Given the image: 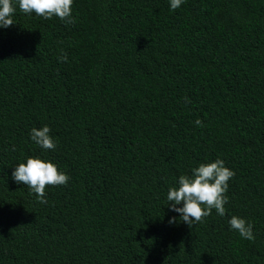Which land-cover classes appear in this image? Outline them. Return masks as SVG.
<instances>
[{
	"label": "trees",
	"instance_id": "16d2710c",
	"mask_svg": "<svg viewBox=\"0 0 264 264\" xmlns=\"http://www.w3.org/2000/svg\"><path fill=\"white\" fill-rule=\"evenodd\" d=\"M13 20L0 30V264H264V0H74L71 23ZM45 124L54 150L29 138ZM33 155L70 178L46 185V203L11 177ZM217 157L235 173L225 215L189 227L168 187Z\"/></svg>",
	"mask_w": 264,
	"mask_h": 264
},
{
	"label": "clouds",
	"instance_id": "9594fccd",
	"mask_svg": "<svg viewBox=\"0 0 264 264\" xmlns=\"http://www.w3.org/2000/svg\"><path fill=\"white\" fill-rule=\"evenodd\" d=\"M74 0H0V30L15 24L13 20L17 8L26 15L35 14L44 19L54 16L66 23L72 22V5ZM185 0H168L169 10L181 7ZM58 60L67 62V56L61 55ZM187 102V98L185 97ZM197 126L201 121L194 122ZM29 138L42 150H54L56 141L51 135L50 127L45 124L40 128H31ZM235 175L225 165L223 159L207 160L192 167L190 174L180 175L175 184L168 187L166 202L169 211L177 213L179 220L189 227L202 218L215 213L223 217L228 203V182ZM11 177L14 182L23 184L36 194L40 203H46V185H65L68 174L44 155L28 156L23 162L12 167ZM177 218L170 216L168 223L174 224ZM231 230L242 239H254L253 224L244 217L233 215L228 219Z\"/></svg>",
	"mask_w": 264,
	"mask_h": 264
}]
</instances>
